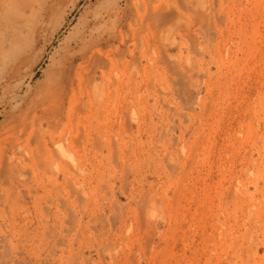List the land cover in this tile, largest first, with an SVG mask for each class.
Wrapping results in <instances>:
<instances>
[{
    "label": "rangeland",
    "instance_id": "rangeland-1",
    "mask_svg": "<svg viewBox=\"0 0 264 264\" xmlns=\"http://www.w3.org/2000/svg\"><path fill=\"white\" fill-rule=\"evenodd\" d=\"M198 1L0 10L4 250L31 264H264V0Z\"/></svg>",
    "mask_w": 264,
    "mask_h": 264
},
{
    "label": "bare ground",
    "instance_id": "bare-ground-1",
    "mask_svg": "<svg viewBox=\"0 0 264 264\" xmlns=\"http://www.w3.org/2000/svg\"><path fill=\"white\" fill-rule=\"evenodd\" d=\"M11 1L12 0H8L7 2H6V4L7 5H9L10 3H11ZM183 2L185 3V2H187L188 4H190L192 7H195V9L196 8H198V7H201L202 8V10H203V8H204V2H194V0H183ZM192 4H194V5H192ZM7 5H5V3L3 4V7L4 6H7ZM3 7H0V10L1 9H3V11L5 10ZM6 9H9V7L8 8H6ZM213 10V9H212ZM210 11V10H209ZM205 16H206V13L204 14ZM214 16V15H213ZM3 17V16H2ZM215 17V16H214ZM223 17V16H222ZM220 19V18H219ZM204 20H205V22L206 23H204L205 25H206V28L205 27H202V28H204V30H206L207 28H209L208 26H210V23H209V20L207 19V16H206V18H204ZM222 22H223V19H222ZM209 24V25H208ZM200 27V26H199ZM201 28V29H202ZM154 29V28H153ZM158 29V28H157ZM190 29V28H189ZM159 30H161V29H159ZM212 30V29H211ZM194 32H196V31H194ZM210 32H212V31H209V33ZM198 33V32H197ZM213 33V32H212ZM208 34V33H207ZM215 35V34H214ZM206 36V35H205ZM208 37V36H207ZM182 38H185V37H182ZM186 38H188L189 39V37L188 36H186ZM191 39V38H190ZM207 39V38H206ZM211 39V38H210ZM211 41V40H210ZM206 42V41H205ZM213 42V41H212ZM6 43V42H5ZM4 49V48H3ZM173 53V52H172ZM96 65H98V64H96ZM95 69V68H94ZM174 73H175V70H174ZM175 74H177V73H175ZM92 79V78H91ZM189 83V82H188ZM175 85L178 87L177 89H179L182 93H183V95H185L187 98H188V101L191 103V101L192 100H194L193 99V95L190 93V91H187L188 89H186L187 87H186V82L185 81H183V79H181L180 81H179V83L178 82H176L175 83ZM67 86V85H66ZM66 89V88H65ZM29 90H30V87H29ZM28 91V90H27ZM179 91V92H180ZM70 92H71V90H70ZM176 92H178V90L176 91ZM180 92V93H181ZM179 93V94H180ZM65 94V93H64ZM64 94L62 93L61 94V98H62V100H64L65 99V96H64ZM24 95H25V93H24ZM69 95V94H68ZM22 96V95H21ZM195 96V95H194ZM68 97V96H67ZM21 98V97H20ZM26 98V97H25ZM15 99V98H14ZM68 99H70V96H69V98ZM186 99V98H185ZM40 100V99H39ZM26 101V100H25ZM65 105V104H64ZM188 105V104H187ZM192 105V104H191ZM41 108H43V107H41ZM50 108V107H49ZM80 109V108H79ZM82 109V108H81ZM192 112V111H191ZM211 112V111H210ZM209 112V113H210ZM76 113V112H75ZM193 113V112H192ZM185 118V117H184ZM61 120V119H60ZM10 122V121H9ZM50 127V126H49ZM172 129V128H171ZM25 130V129H24ZM172 133V132H171ZM23 139V138H22ZM173 139V138H172ZM16 141V140H15ZM14 142V141H13ZM4 145H6L5 143H3ZM18 146V145H17ZM63 146H64V143L63 142H58V144H57V149L59 150V153L60 154H62V155H65V151H64V149H63ZM115 148H117L118 147V142H116L115 143ZM17 148H20V147H17ZM21 149L22 148H20V149H17V150H20L21 151ZM41 147H40V151H41ZM183 150V149H182ZM181 150V151H182ZM22 152V151H21ZM20 152V153H21ZM41 154H43V152L41 151L40 152ZM40 153H39V155H40ZM49 153H51V152H49ZM180 153V152H179ZM22 155V154H21ZM26 156V155H25ZM50 156H51V154H50ZM60 156V155H59ZM181 156V155H180ZM27 157V156H26ZM61 157V156H60ZM39 158H40V156H39ZM70 158V157H69ZM26 159V158H25ZM71 160V163H72V158H70ZM3 160V159H2ZM41 160V159H40ZM43 160H41V162L39 163V164H41V165H43L42 167H44V166H46L45 165V163L44 162H42ZM46 161V160H45ZM61 161V160H60ZM47 165H48V163H47ZM6 167V166H5ZM7 169H8V167H7ZM11 169V168H10ZM13 170V169H12ZM73 170H74V168H73ZM72 170V171H73ZM14 172V171H13ZM52 174V173H51ZM13 178V177H12ZM78 188V187H77ZM81 195H82V199H84V198H86L85 197V191L83 190V187H82V185H80L79 186V188L78 189H76ZM55 191V190H54ZM61 193V192H60ZM75 193V192H74ZM56 206V205H55ZM88 207V206H87ZM46 211H48V209L46 210ZM50 214V213H49ZM46 216V215H45ZM49 217V216H48ZM81 220V219H80ZM50 226V225H49ZM57 231V230H56ZM55 231V232H56ZM23 232V231H22ZM8 233V232H7ZM15 236V234H12L11 236L9 235V236H6V237H11L12 239H13V237ZM55 236V235H54ZM5 237V238H6ZM8 238V239H9ZM3 238L1 239L0 238V249L2 248L3 249ZM11 240V239H10ZM7 244V243H6ZM59 245V244H58ZM22 248V247H21ZM21 248H19V251L18 250H14V251H8L7 249L6 250H4V252H2V253H0V261H1V263L0 264H31V263H29L28 261H26L25 260V258H24V254H23V250L21 249ZM6 256H8V259H9V261L8 262H5V260L3 261V259L4 258H6ZM36 259V258H35ZM42 260H43V258H42ZM37 262V261H36ZM36 264V263H35Z\"/></svg>",
    "mask_w": 264,
    "mask_h": 264
}]
</instances>
